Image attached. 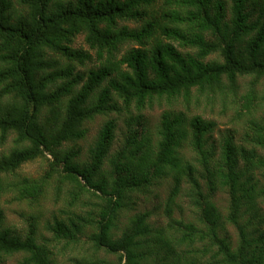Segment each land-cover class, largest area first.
Here are the masks:
<instances>
[{"label": "trees", "instance_id": "obj_1", "mask_svg": "<svg viewBox=\"0 0 264 264\" xmlns=\"http://www.w3.org/2000/svg\"><path fill=\"white\" fill-rule=\"evenodd\" d=\"M80 35L92 53L74 45ZM260 80L264 0H0V146L8 137L12 145L0 154V194L12 186L30 207L51 184L56 197L66 187L70 206L80 208L79 193L96 197L95 207L66 220L53 216L45 228L50 239L71 241L90 229L93 247L118 255L112 264H264V118L253 115ZM194 92L242 98L232 121L244 117L242 141L227 128L217 152L206 144L214 121L165 109L153 140L129 126L131 119L143 125L136 114L110 153L116 119L109 118L81 158L78 141L97 114L140 110L153 99L188 102ZM185 146L196 152L199 171ZM40 157L48 161L40 176H18L21 164ZM168 175V201L189 182L197 224L180 219L157 228L144 210L120 228L131 193ZM218 190L225 212L213 199ZM39 215L28 212L21 233L0 214V253L21 254L18 264H56L52 240L38 233ZM171 240L184 245L182 254Z\"/></svg>", "mask_w": 264, "mask_h": 264}, {"label": "rangeland", "instance_id": "obj_2", "mask_svg": "<svg viewBox=\"0 0 264 264\" xmlns=\"http://www.w3.org/2000/svg\"><path fill=\"white\" fill-rule=\"evenodd\" d=\"M14 1V0H13ZM131 25V24H130ZM74 45L76 47H82L86 50H90L87 45L84 43L82 36H78L75 40ZM92 53V51L90 50ZM212 57V56H211ZM210 57V58H211ZM98 64L97 61L92 64L87 65V67H96ZM87 69V68H81ZM250 77L245 76L239 80V92L244 93L247 89L248 81ZM255 91L257 93V99L253 107L254 117L264 118V80H260L255 85ZM202 96L194 92L191 100L181 101L177 99L175 101H168L166 99H153L150 102H147L140 110H135L134 105H132L127 112L120 109V111L112 110L108 112L107 115H96L92 120L86 122L87 133L85 137L78 141V144L81 146V158H84L88 147L93 143L98 129L109 118H115L116 128L114 130V139L111 145L110 153H113L122 143L123 133L126 132V119H130V116L136 114H141V123L140 126L133 119L130 120V127L136 129L138 134H141V137H149L153 140L156 136V128L159 122L160 114L165 109H180L187 113L188 116L193 114H199L204 119H209L214 121L215 127L213 132L210 135H206V144L213 143L217 149L219 138L221 133L227 128H235L233 131L234 138L236 141H242L240 138L244 137L245 126H242V119H237L235 124L232 121L235 119L236 113L235 110H240V101L233 103L231 98L223 100L219 97L212 98L211 96ZM198 97V99H195ZM117 106H121V102L117 100ZM11 139L7 138L5 143L0 146V154L7 152L11 147ZM186 160L190 161L192 164L197 166L198 171L201 166L197 163L196 152L191 149L190 146H185L182 148ZM218 152V149H217ZM50 157L49 155H47ZM48 161L43 158H35L34 160L28 161L20 165L17 169V174L19 177H28L30 179L37 178L40 176L45 169H47ZM197 171V173H198ZM196 173V175H197ZM11 176H9L10 178ZM198 180L201 184V190L206 191L205 182L202 178L198 177ZM173 185L171 177L165 176L163 178L151 179L150 182L145 186L138 188L131 193V198L133 201L129 202L128 205H131V209H123L121 216L118 219V226L122 228L126 225L129 216L134 212H142L144 210L150 211V217L148 219L149 223L157 228L163 227L167 228V224L171 223L172 220L183 221H192L197 224L196 220V210L197 207L191 202V198L188 195L190 191L189 182L182 180L180 183L181 191L174 197L173 201H168L169 191ZM4 190L0 194V214L3 216V224L11 228L16 229L18 232H24L27 221V213H39L38 218V233L44 234L47 238H51L52 233L45 228V222L47 220L52 221L53 216L67 219L68 215H71V212H78L87 210L91 207H95L94 204L99 202L87 193H79V207L68 205L66 199V189L65 186L62 187V191L58 197L55 196L52 184L47 187V190L44 194H41L39 197L38 205L30 207L28 201L20 202L15 198V190L13 187ZM80 191V190H79ZM56 197V199H55ZM214 201L218 205L221 211L225 212L226 208V194L223 190H218L214 197ZM80 209V210H79ZM169 210V213L167 212ZM83 214V213H81ZM118 228V230H120ZM228 231L231 235V238L236 240L237 234L232 226H229ZM84 234H80L77 237V241H71L67 239H50L51 247L54 252V257L56 264H77L78 261L85 264H112L116 263L118 259L117 254H108L101 249H96L90 243L88 234L90 229L84 230ZM171 245L174 247L178 253L182 254L184 245H178L173 240L170 241ZM21 258V254H1L0 253V264H18V261Z\"/></svg>", "mask_w": 264, "mask_h": 264}]
</instances>
